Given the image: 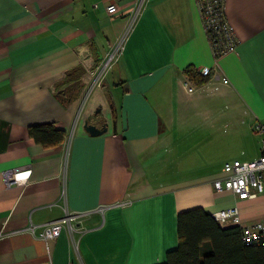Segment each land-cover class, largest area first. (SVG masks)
Masks as SVG:
<instances>
[{
  "label": "crops",
  "instance_id": "crops-1",
  "mask_svg": "<svg viewBox=\"0 0 264 264\" xmlns=\"http://www.w3.org/2000/svg\"><path fill=\"white\" fill-rule=\"evenodd\" d=\"M135 2L0 0V229L43 224L64 208L85 213L81 232L63 229L55 240L0 236V264H163L177 247L179 212L236 205L244 222L264 218V192L238 200L212 186L225 162L259 155L252 127L264 124V0L224 1L238 43L216 62L194 0H145L95 88L102 103L88 112L92 87L78 112L87 76ZM76 66L86 71L84 87L65 104L57 93ZM204 67L218 77L196 85L183 73ZM97 106L92 123L103 116L109 129L90 136L83 120ZM43 123L65 132L61 143L30 137L28 127ZM6 171L16 172V183L5 185Z\"/></svg>",
  "mask_w": 264,
  "mask_h": 264
},
{
  "label": "built area",
  "instance_id": "built-area-1",
  "mask_svg": "<svg viewBox=\"0 0 264 264\" xmlns=\"http://www.w3.org/2000/svg\"><path fill=\"white\" fill-rule=\"evenodd\" d=\"M224 1L225 0H194L215 62L223 54L233 52L238 43L234 27L225 17ZM144 2L145 0H136L130 12L126 28L117 38L111 49L106 52L96 68L90 72H96V79L99 78V80H101L105 72L111 68L119 58L128 36L143 9ZM106 10L108 12L115 10V5L109 4L106 6ZM199 74L202 76L209 75V77L211 75L218 77L219 75L216 67L212 68V72L210 68L204 67L199 70ZM223 81L226 82V80ZM182 85L189 93H193L196 90L188 79H183ZM252 131L261 137L258 157L255 160L246 162L239 160L225 162L222 168L224 172L223 177L215 179L212 182L215 191H227L238 200L255 198L257 195L264 192V124L256 122L252 127ZM16 176V172H4L3 180L5 185L9 186L16 183ZM84 214L85 213L71 212L64 208L62 217L43 224L37 225L29 221L19 229L7 231H5V225H3L0 229V236L27 232L43 241L55 240L60 236L63 229H67L70 232L75 230L81 232L83 228L80 227V224ZM210 215L221 228L238 227L241 241L245 245L264 246V218L256 221L244 222L241 219L239 208L236 205L215 210L211 212ZM42 264L52 263L46 261Z\"/></svg>",
  "mask_w": 264,
  "mask_h": 264
},
{
  "label": "trees",
  "instance_id": "trees-1",
  "mask_svg": "<svg viewBox=\"0 0 264 264\" xmlns=\"http://www.w3.org/2000/svg\"><path fill=\"white\" fill-rule=\"evenodd\" d=\"M196 85L204 84L209 75L202 76L192 69L183 71ZM86 71L76 66L66 71L57 95L65 104L74 101L84 84L82 77ZM33 140L45 147H53L62 142L65 132L53 123L35 124L28 127ZM178 243L175 249L165 254L163 264H264V246L245 245L240 238L238 227L221 228L212 216L202 208H193L177 215ZM209 250L201 252L203 243Z\"/></svg>",
  "mask_w": 264,
  "mask_h": 264
},
{
  "label": "water",
  "instance_id": "water-1",
  "mask_svg": "<svg viewBox=\"0 0 264 264\" xmlns=\"http://www.w3.org/2000/svg\"><path fill=\"white\" fill-rule=\"evenodd\" d=\"M93 114L95 116L101 115V107L97 106L94 109ZM82 128H83L84 132L90 136H99V135H102V134L108 132L109 124H108L107 119H105L103 116H101L99 118V121L96 124L92 123L91 116L88 115L83 120Z\"/></svg>",
  "mask_w": 264,
  "mask_h": 264
},
{
  "label": "rangeland",
  "instance_id": "rangeland-1",
  "mask_svg": "<svg viewBox=\"0 0 264 264\" xmlns=\"http://www.w3.org/2000/svg\"><path fill=\"white\" fill-rule=\"evenodd\" d=\"M95 77L96 76V72H93V73H90V75L87 76L86 80H87V83H86V87H85V91H83V97H82V100L80 101L79 103V108H78V112H82V108H83V105H84V101L86 99V96L88 95L89 93V90L91 87H93V84H97V85H100L101 81L98 79H96ZM91 118H98V116H95L94 114H91L90 115Z\"/></svg>",
  "mask_w": 264,
  "mask_h": 264
},
{
  "label": "bare ground",
  "instance_id": "bare-ground-1",
  "mask_svg": "<svg viewBox=\"0 0 264 264\" xmlns=\"http://www.w3.org/2000/svg\"><path fill=\"white\" fill-rule=\"evenodd\" d=\"M97 87V85L96 84H94L93 85V88H92V94H91V97H90V107H89V110H88V112L90 113V111L92 110V108L96 105V104H101L102 103V100L100 99V98H96L94 95H96L97 96V94H98V90L97 89H95ZM95 89V90H94ZM97 90V91H96Z\"/></svg>",
  "mask_w": 264,
  "mask_h": 264
}]
</instances>
